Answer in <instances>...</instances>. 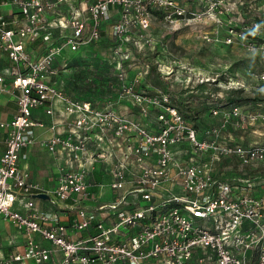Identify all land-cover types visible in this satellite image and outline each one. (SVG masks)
Masks as SVG:
<instances>
[{
    "label": "built area",
    "instance_id": "built-area-1",
    "mask_svg": "<svg viewBox=\"0 0 264 264\" xmlns=\"http://www.w3.org/2000/svg\"><path fill=\"white\" fill-rule=\"evenodd\" d=\"M252 1L0 0V51L15 70L0 75V96L17 104L0 120V222L23 241L0 264H264L263 177L241 176L264 172V140L244 141L264 110L216 107L218 123L197 127L165 84L177 74L163 70L152 33L155 22L211 28L202 38L215 43L225 28L224 44L247 40L264 56ZM93 47L109 53L117 83L86 99L70 85L71 60ZM38 131L59 161L52 190L23 165ZM42 198L57 211L41 210Z\"/></svg>",
    "mask_w": 264,
    "mask_h": 264
},
{
    "label": "rangeland",
    "instance_id": "rangeland-1",
    "mask_svg": "<svg viewBox=\"0 0 264 264\" xmlns=\"http://www.w3.org/2000/svg\"><path fill=\"white\" fill-rule=\"evenodd\" d=\"M253 17L257 21H264V0H253ZM245 19L249 14H244ZM213 31L211 28L201 29L199 27L192 28H171L163 22H155L153 35L160 44V54L157 58L162 65L163 70L170 71L175 69L177 78H171L167 83L172 86V90L179 96L180 100H187L188 96L199 97L195 101V105L202 111L201 124L218 123L219 118L212 116L211 104L217 100L230 98L231 90H241L243 98L246 102H262L264 105V80L254 77L255 74L263 73L264 71V56L259 49L247 51V40H240L233 45H226L221 40L227 34V29L219 30L218 42L209 43L203 40V32ZM259 43L264 42V26L259 31ZM109 53L104 49L89 50L83 56H80V70L87 72V77L76 78L71 81L70 85L73 88L84 87L90 84L91 87L98 86L99 72H107V76L112 78L110 66L106 61ZM176 66V67H174ZM139 70L140 66H133ZM177 68V69H176ZM110 73V75H108ZM105 74V73H104ZM188 76H191L190 78ZM205 80L200 83L201 79ZM85 79V80H84ZM73 80V78L71 79ZM207 81V82H206ZM162 82V83H163ZM160 83V84H162ZM163 83V84H164ZM107 84V83H106ZM154 86L157 83L151 80ZM191 85L186 89V85ZM158 86V85H157ZM80 97L90 98L88 92L75 91ZM208 102L209 109L206 108L204 102ZM127 114L131 111L123 110ZM205 111V112H204ZM244 141L247 143L258 142L264 140V127H257L252 131H248L244 135ZM44 167V164H41ZM39 165V169L41 167ZM241 176L243 178H253L254 176L263 179L259 180L258 186H264V172L260 168L257 170L247 169ZM19 233L12 225L1 224L0 229V253L11 254L16 246V238Z\"/></svg>",
    "mask_w": 264,
    "mask_h": 264
},
{
    "label": "crops",
    "instance_id": "crops-1",
    "mask_svg": "<svg viewBox=\"0 0 264 264\" xmlns=\"http://www.w3.org/2000/svg\"><path fill=\"white\" fill-rule=\"evenodd\" d=\"M14 65L9 60L6 54L0 51V75H4L7 79L12 78V73L14 72ZM17 113V104L15 100L7 95L0 96V120L9 121ZM47 123H50V120L47 117H40ZM51 133L49 131H38V138L34 144L29 146L25 153H28L27 161L23 162V165L28 167L31 172L32 179L42 185L47 190H52L57 185V180L59 176V161L56 160L49 152L43 147L42 141L49 137ZM5 150L4 144V134L0 131V154ZM44 164V167L41 166ZM39 165L41 166L39 169ZM108 189H104V193H108ZM108 197V195L106 196ZM39 208L47 212H55L56 208L51 206L46 198H42L39 202ZM61 218L63 221L67 222L69 218L73 217V213H61ZM1 224L11 225L8 222H0ZM16 246L11 253L18 250L17 246L23 243L22 237L19 236L16 238ZM10 253V252H8ZM0 253V258L7 256L9 254Z\"/></svg>",
    "mask_w": 264,
    "mask_h": 264
},
{
    "label": "trees",
    "instance_id": "trees-1",
    "mask_svg": "<svg viewBox=\"0 0 264 264\" xmlns=\"http://www.w3.org/2000/svg\"><path fill=\"white\" fill-rule=\"evenodd\" d=\"M101 46L104 47V48L106 47V45H104V44H102ZM97 48L98 47H93V48H91L89 50L92 51V50L97 49ZM100 49H102V48H100ZM80 56L81 55H76V56L74 55L72 57V60H71V65L72 66L76 65V66L80 67V61H79L80 60ZM106 74H107V72H105V71L104 72L103 71L99 72L98 80L108 82L109 81V77ZM86 75H87V72L79 70V73L77 75H75L74 80L76 78H80L81 79V78L87 77ZM111 82L114 85H116V83H117L114 78L111 79ZM158 83L160 84V83H162V81H160ZM75 90L76 91L78 90L79 92H84V93L88 92L89 94H91L90 98L103 96L107 92V91L105 92L104 90H101L100 88H96V87L93 88V87L90 86V84H86L82 88L76 87ZM231 91H232V95H231L230 98L217 100L213 104H211V102L209 104L212 105L213 108L220 107V106H225V105H237V106H241V107H249L252 110H264V105H263L262 102H246L247 99L243 98V95H242L243 92L241 90H231ZM77 96H79V95L77 94ZM188 97H191V98H188L187 100H185V101L183 100V101H180V102L178 100L177 103H176V104L179 105V107L182 108L183 114L188 119H190L197 127L208 125V124H203V125L201 124V122H203V118L201 117L202 111L200 109H198L199 106L195 105V103H194L195 101H198V99H200V98L199 97H194V96H188ZM81 98H84V97H81ZM203 104H206L205 105L206 106L205 109H207V108L209 109L210 108V107H208V102L207 101L204 102Z\"/></svg>",
    "mask_w": 264,
    "mask_h": 264
}]
</instances>
